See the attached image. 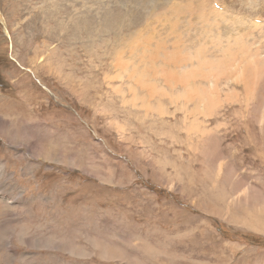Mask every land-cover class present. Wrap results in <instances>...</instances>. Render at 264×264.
I'll return each mask as SVG.
<instances>
[{
    "label": "rangeland",
    "instance_id": "374dc122",
    "mask_svg": "<svg viewBox=\"0 0 264 264\" xmlns=\"http://www.w3.org/2000/svg\"><path fill=\"white\" fill-rule=\"evenodd\" d=\"M55 1L0 0V264H264V0L186 35L245 48L249 84L191 101L157 78L151 102L98 47L126 21Z\"/></svg>",
    "mask_w": 264,
    "mask_h": 264
},
{
    "label": "bare ground",
    "instance_id": "6f19581e",
    "mask_svg": "<svg viewBox=\"0 0 264 264\" xmlns=\"http://www.w3.org/2000/svg\"><path fill=\"white\" fill-rule=\"evenodd\" d=\"M70 1L72 4L62 6V8L64 7L63 15L68 21L77 13L73 8V3L76 4L77 0ZM80 1L78 2L80 3ZM92 1L95 7L97 6L96 9L104 13L101 19L104 22L103 25L98 24L106 28L105 32H107L108 26L110 27L114 22L123 24L126 21V26L122 28L126 32V41L124 40L125 35H123V39H120L122 35L119 36L115 33L113 40H101L98 47L102 49L105 56L114 58L112 60L118 67L126 69L128 80L134 87L147 91L142 100L151 102L154 94L162 91L158 90L153 83L157 78L162 79L169 88L174 86L186 90V93L184 91L185 97L191 101H201L206 97L205 95L210 97L211 91L209 88L206 89L209 79L220 75H232L229 69H235V74L240 75L246 84H249L247 81L253 80L252 71H255L256 68L252 65L251 60H247L244 54L242 55L243 60L236 58L241 51L246 53L242 46H236L234 50L231 47L223 46L208 50L195 49L187 43L186 35L191 29H194V26L190 24V17L194 14H198V16L193 18V22L200 27L201 31H211L215 35L220 34L218 26L216 27L214 24H219L217 21L225 15V11L220 8L221 6L216 0H115V2L112 0L114 5L111 10L107 7L111 0ZM119 4H124L125 7L131 6V8H125V17H122L124 13L119 11ZM81 5L84 6L85 3L83 2ZM66 8H70L69 13L66 12ZM147 8H151L149 12H145ZM119 12L122 15H119ZM94 17L95 14L91 18ZM84 18L77 19L76 22L89 25V21L87 22ZM180 19L182 20L178 25L186 28H182L183 31H180L179 34L178 29L174 27ZM207 20L214 24H208ZM107 33L109 34V31ZM109 47L110 51L108 52ZM223 48L224 50H222ZM125 55L126 61H124ZM192 61L195 63H191ZM209 87L214 89L215 82L212 81ZM156 105L158 107V104ZM143 106L147 107V104L145 103ZM1 215L2 213L0 217Z\"/></svg>",
    "mask_w": 264,
    "mask_h": 264
}]
</instances>
